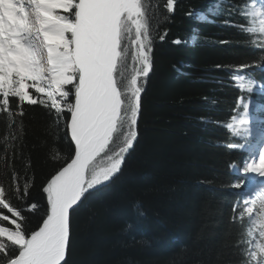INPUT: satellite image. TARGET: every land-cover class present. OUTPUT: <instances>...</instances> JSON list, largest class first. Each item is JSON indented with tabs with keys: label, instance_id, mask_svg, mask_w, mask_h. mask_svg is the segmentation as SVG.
<instances>
[{
	"label": "trees",
	"instance_id": "1",
	"mask_svg": "<svg viewBox=\"0 0 264 264\" xmlns=\"http://www.w3.org/2000/svg\"><path fill=\"white\" fill-rule=\"evenodd\" d=\"M212 2L177 0L171 19L157 29L169 14L166 0H153L158 6L152 19L153 68L141 93L138 138L121 172L93 190L72 214L68 264H240V225L232 219L240 189L232 187L237 177L230 168L242 164L245 150L227 146L244 141L232 136L226 125L247 101L264 119V70L259 66L264 49L251 42L260 40L258 34L245 35L232 26L245 21L238 12L223 14L226 6L222 14L211 17L215 23L186 15L190 10L205 11ZM228 3L237 6L242 0ZM165 29L168 34L161 42ZM177 39L181 43H173ZM244 64L253 65L243 70L256 81L251 93L239 89L229 76L227 66ZM134 67L129 48L124 87ZM11 107L16 110L15 103ZM23 109L25 115L15 117L24 124L23 142L16 147L4 139L11 129L7 113H0V185L26 217L23 226L30 234L44 218L43 187L70 161L74 147L64 121L57 126L54 110L49 114L40 105L28 104ZM63 116L70 119L68 112ZM254 138L255 132L249 140ZM13 173L21 193L31 181L24 200L16 196ZM31 203L39 205L34 212L28 211ZM242 210L240 204L235 215ZM3 214L15 219L0 208ZM0 226L14 230L8 221H0Z\"/></svg>",
	"mask_w": 264,
	"mask_h": 264
},
{
	"label": "snow or ice",
	"instance_id": "2",
	"mask_svg": "<svg viewBox=\"0 0 264 264\" xmlns=\"http://www.w3.org/2000/svg\"><path fill=\"white\" fill-rule=\"evenodd\" d=\"M176 3L166 0L169 15L163 16L157 29L159 23L171 19ZM225 6L223 14L238 12L245 21L232 26L245 35L258 34L260 40L251 42L264 49V0H242L237 6L228 0H213L205 11L190 10L186 15L215 23L211 17L222 14ZM156 7L153 0H0V113H7L11 129L5 141L15 142L9 147L23 142L24 124L15 117H23V105L28 104L40 105L49 114L54 110L57 126L64 121L66 136L74 145L70 162L43 187L47 198L44 218L30 234L23 226L26 217L0 185V208L15 217L0 215V221L14 226V230L0 226V264H68L72 214L93 190L98 191L121 172L137 141L141 93L153 68ZM167 34L165 29L159 40L163 42ZM191 39L195 42L197 36ZM129 48L135 67L124 87ZM259 66L264 68V55ZM227 67L235 85L251 93L256 81L243 70L253 65ZM242 106L243 113L233 116L226 127L234 137H251L249 105ZM227 146L248 153L242 165H231L238 173L232 187L241 189L249 179L254 184L259 181L250 193L241 194L244 208L238 215L240 201L233 208L232 219L240 225L236 242L240 264H264V147L257 157L254 145ZM98 158L102 164H97ZM12 180L17 198L26 199L31 181L25 182L21 193L15 173ZM38 207L31 203L28 211Z\"/></svg>",
	"mask_w": 264,
	"mask_h": 264
},
{
	"label": "rangeland",
	"instance_id": "3",
	"mask_svg": "<svg viewBox=\"0 0 264 264\" xmlns=\"http://www.w3.org/2000/svg\"><path fill=\"white\" fill-rule=\"evenodd\" d=\"M251 116H252V112H251V107L249 105V120L251 121ZM253 123V122H252ZM249 125H251V122L249 123ZM252 129V128H251ZM102 163V160L101 159H98L97 160V164H101ZM248 183V186L245 188L246 191H248L249 193L251 192L252 189H254L255 187L258 186L259 184V181H257V183H252L251 182V179H249V181H247Z\"/></svg>",
	"mask_w": 264,
	"mask_h": 264
}]
</instances>
